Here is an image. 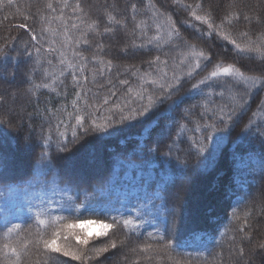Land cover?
Wrapping results in <instances>:
<instances>
[{
	"label": "trees",
	"instance_id": "16d2710c",
	"mask_svg": "<svg viewBox=\"0 0 264 264\" xmlns=\"http://www.w3.org/2000/svg\"><path fill=\"white\" fill-rule=\"evenodd\" d=\"M224 35L264 47V0H0V246L63 216L112 227L22 264H264V57Z\"/></svg>",
	"mask_w": 264,
	"mask_h": 264
},
{
	"label": "snow or ice",
	"instance_id": "6c2138e0",
	"mask_svg": "<svg viewBox=\"0 0 264 264\" xmlns=\"http://www.w3.org/2000/svg\"><path fill=\"white\" fill-rule=\"evenodd\" d=\"M12 0H9V3H11ZM47 7L52 8L51 4H48ZM79 7V5H77ZM133 9H135V5H133ZM192 15L195 17L196 20L201 21L203 23H207L208 27L211 29L213 25L208 22V18L206 16H199L196 15L195 11H193ZM114 19V18H113ZM247 19V17H245ZM169 22H171V18L169 17ZM116 23H119V21H116ZM91 27V26H90ZM110 29H105V31H109ZM242 35H247V33H242ZM223 38L225 40H228L230 43H232L236 50L240 53L244 52H255L259 54L261 57H264V47L257 44L253 46V42H250L248 45L241 46L240 44L236 43L235 40H232L228 35H224ZM33 39H35V36H33ZM191 55L198 57V58H204L206 60H211L210 56H206L203 51L197 52L195 50V47L193 46L191 50ZM63 63V61H61ZM197 68L200 67L199 59L196 61ZM220 76L225 77H236L240 80L247 82H251L253 85L256 83L255 77H245L244 73L239 69L236 68L232 64H228L225 66H222L221 64H217L214 67V70L210 72L208 78H217ZM207 79V78H206ZM264 82V81H262ZM152 83H156L155 81H152ZM203 83V81H201ZM35 87L40 88H48V84H40L35 85ZM171 86H169L170 88ZM160 88L164 90L165 86L163 84L160 85ZM171 91H167L164 94L163 99H170L171 98ZM163 99L160 101L163 102ZM182 101H179L177 103H181ZM76 101H73V104L75 105ZM105 103L107 101L105 100ZM156 101L152 99V97H149V103L146 106H143L140 110L137 111L136 116L137 117H144L146 116L152 108L156 106ZM72 115V114H69ZM76 124L83 128V117L79 114L75 115ZM129 118H136V117H121V120L129 119ZM102 125L97 124L95 121L92 122L91 128L92 130H101ZM87 131V129H85ZM63 135V133H61ZM76 132L73 131V137L75 138ZM63 150V149H61ZM202 152L203 149H200ZM115 221V218H113ZM36 221L38 224V231L36 233L35 239H19L18 238V230L21 228L20 225H14L11 228H8L7 231L3 233V240L5 241L2 246H0V253H2L5 256V259L8 261V264H22V258L27 253L29 245H32L36 248H40L41 246L45 251H50L52 253H62L63 256L68 257L70 256L73 260H81L82 258L84 260H87L88 257L84 254L82 250H77L71 248L67 243H64L63 241H66L69 236L76 239L81 244H87L88 243V237L85 233L79 232L76 229L79 228V223H73L72 221H69L67 217L63 216H57L50 220L42 219L39 215L36 217ZM130 223H132L129 220H124L123 224L125 227H127ZM104 228H111L112 225L105 224L103 225ZM51 229L50 235L48 234L47 230ZM243 230V229H241ZM13 232H17V238L13 239ZM106 234V233H102ZM81 236H83V239L81 240ZM171 245H166V247H170ZM111 247L115 248L116 243L112 242ZM260 247L264 248V244H261ZM107 248H102L97 250V255H99L101 252H106ZM241 255L243 254V249L240 250Z\"/></svg>",
	"mask_w": 264,
	"mask_h": 264
},
{
	"label": "rangeland",
	"instance_id": "374dc122",
	"mask_svg": "<svg viewBox=\"0 0 264 264\" xmlns=\"http://www.w3.org/2000/svg\"><path fill=\"white\" fill-rule=\"evenodd\" d=\"M117 89L120 90L114 93V100H116L117 98H126V96L129 94L128 89L125 90L123 86L115 85L114 90ZM75 223H79L80 225L79 228H77L76 230L85 233L87 237L103 235L102 233H106L109 229L103 227V225L107 223L98 220L89 219V220L78 221Z\"/></svg>",
	"mask_w": 264,
	"mask_h": 264
}]
</instances>
